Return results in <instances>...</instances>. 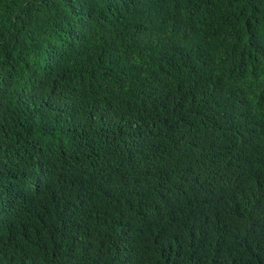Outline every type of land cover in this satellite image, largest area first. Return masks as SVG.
<instances>
[{"label": "trees", "instance_id": "1", "mask_svg": "<svg viewBox=\"0 0 264 264\" xmlns=\"http://www.w3.org/2000/svg\"><path fill=\"white\" fill-rule=\"evenodd\" d=\"M0 264H264V0H0Z\"/></svg>", "mask_w": 264, "mask_h": 264}]
</instances>
